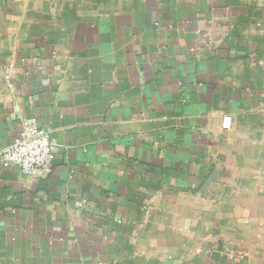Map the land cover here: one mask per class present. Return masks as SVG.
Returning <instances> with one entry per match:
<instances>
[{"label": "crops", "instance_id": "0c3cea01", "mask_svg": "<svg viewBox=\"0 0 264 264\" xmlns=\"http://www.w3.org/2000/svg\"><path fill=\"white\" fill-rule=\"evenodd\" d=\"M0 264H264V0H0Z\"/></svg>", "mask_w": 264, "mask_h": 264}, {"label": "built area", "instance_id": "2783aa9c", "mask_svg": "<svg viewBox=\"0 0 264 264\" xmlns=\"http://www.w3.org/2000/svg\"><path fill=\"white\" fill-rule=\"evenodd\" d=\"M231 116L223 118L222 127L231 125ZM56 158V147L51 131L30 119L18 132L15 140L2 152L7 166L17 167L23 173L35 175L50 167Z\"/></svg>", "mask_w": 264, "mask_h": 264}]
</instances>
